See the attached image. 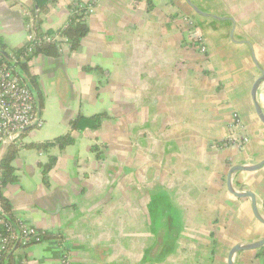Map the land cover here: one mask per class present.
Returning <instances> with one entry per match:
<instances>
[{"label":"crops","instance_id":"obj_1","mask_svg":"<svg viewBox=\"0 0 264 264\" xmlns=\"http://www.w3.org/2000/svg\"><path fill=\"white\" fill-rule=\"evenodd\" d=\"M72 1L53 0L41 29L65 25ZM80 1L94 10L79 47L64 41L58 55L36 54L22 74L34 78L44 123L22 134L12 162L18 179L3 193L17 222L50 237L17 255L61 264L65 248L71 264H227L231 247L264 236L250 198L226 184L231 166L264 158L251 98L260 73L243 42L264 69V0H190L234 27L196 14L186 0ZM33 2L0 0V35L11 49L33 30L31 18L23 21ZM193 27L205 52L191 43ZM256 99L264 114V82ZM96 113L106 114L100 126L76 132L63 150L28 146ZM229 135L245 140L225 143ZM49 154L56 159L45 181ZM231 185L252 191L264 218V166L233 173ZM233 264L264 257L243 250Z\"/></svg>","mask_w":264,"mask_h":264},{"label":"trees","instance_id":"obj_2","mask_svg":"<svg viewBox=\"0 0 264 264\" xmlns=\"http://www.w3.org/2000/svg\"><path fill=\"white\" fill-rule=\"evenodd\" d=\"M33 6L28 10L30 16L23 17L24 23L32 20V28L35 31V38L33 40H27L21 47L17 49H11L8 47L2 36L0 35V65L6 63L14 69L15 73L26 83L31 91L34 92V88L37 91L38 96L40 92L37 89L34 78H23L22 74L27 70V63L32 56L36 54L45 55H58L59 46L65 40L69 44L71 50H75L79 47L81 38H83L87 32L88 27L83 20L86 4H83L80 0H74L69 4L70 15L68 21L61 28L57 30L41 29L43 21V14L47 12L49 4L53 0H33ZM28 47H33L32 53L27 54ZM26 74V73H25ZM27 75V74H26ZM31 80V81H30ZM106 116L105 113H96L91 116H83L81 114L76 115L69 121V129L62 135L56 136L52 139L44 142H36L28 144L36 150H44L48 152L52 148L63 150L69 145H72L75 141V133L84 131L86 128L96 129L100 126L102 119ZM22 144L10 143L6 146L5 152L0 159V203L7 214V219L16 226L17 221L13 217L11 203L3 193V188L9 184L17 181L18 177L15 173V168L12 164L15 159L18 149ZM55 155L49 154L48 161L43 165V176L46 181L47 172L52 168L55 163ZM50 237L45 233L40 241ZM36 243L32 241L27 245ZM20 244V243H19ZM19 244L12 246L5 254V264H18L21 257L17 255V247ZM26 245V246H27ZM259 255L264 257V246L258 249Z\"/></svg>","mask_w":264,"mask_h":264},{"label":"built area","instance_id":"obj_3","mask_svg":"<svg viewBox=\"0 0 264 264\" xmlns=\"http://www.w3.org/2000/svg\"><path fill=\"white\" fill-rule=\"evenodd\" d=\"M94 4H86L83 20L92 13ZM28 13V12H27ZM30 26V24H28ZM193 37L192 44H195L201 52H205L206 47L202 42L195 28L191 31ZM35 38V31L31 30L27 34V40ZM65 44H68L65 40ZM33 47H28L27 54L32 53ZM238 123L237 115L234 114ZM43 119L38 112L37 99L29 86L24 83L15 73L11 66L3 63L0 65V146L10 143H20L22 134L32 127H42ZM245 140L239 139L235 135H229L225 143H242ZM45 234L33 226L17 222L16 226L7 219V214L0 203V264H5V254L9 249L19 244L17 250L22 249L28 243L40 242V238ZM16 250V251H17ZM61 264H71L70 258L65 248L61 249ZM18 264H27L25 258L19 260Z\"/></svg>","mask_w":264,"mask_h":264},{"label":"water","instance_id":"obj_4","mask_svg":"<svg viewBox=\"0 0 264 264\" xmlns=\"http://www.w3.org/2000/svg\"><path fill=\"white\" fill-rule=\"evenodd\" d=\"M186 1H187V4L190 6V8L196 14L203 16V17H213L216 19H228V20L232 21L233 27H234V20L232 18H229V17L223 18V17L217 16V15L212 14V13L204 12L201 9H199L190 0H186ZM230 37L233 38V29H231ZM243 42L247 43L249 45L252 60L255 64V66L258 68L259 73H260L259 76L256 78V80L253 82V84L251 86V98H252V102H253L257 117L264 124V114H263L261 107L259 106L257 99H256V91H257L258 87L260 86V84L264 82V69L259 65V63L255 57L252 45L248 41H243ZM38 112H39V108H38ZM263 166H264V158L261 161L256 162V163H250L247 165H241V164L233 165L229 168V170L227 172L226 184H227V189L234 196H236L238 198H250L251 210H252L254 217L259 222L264 224V218L262 217V214H261V212L257 206V200H256L255 194L252 191L243 190V187H244L243 185L239 186L238 190H234L233 186L231 185V175L233 173L238 172V171H247V172L248 171H255V170L262 168ZM262 207L264 210V205ZM263 246H264V236L261 239L254 241V242L245 243V244H236L233 247H231L229 252H228L227 264H233V255L235 253H237L239 251H243V250H256V249H259ZM156 247L159 248V245H156Z\"/></svg>","mask_w":264,"mask_h":264}]
</instances>
